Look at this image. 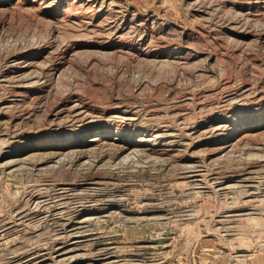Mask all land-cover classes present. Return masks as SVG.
I'll use <instances>...</instances> for the list:
<instances>
[{
  "label": "rangeland",
  "instance_id": "rangeland-1",
  "mask_svg": "<svg viewBox=\"0 0 264 264\" xmlns=\"http://www.w3.org/2000/svg\"><path fill=\"white\" fill-rule=\"evenodd\" d=\"M16 263L264 264V0H0Z\"/></svg>",
  "mask_w": 264,
  "mask_h": 264
},
{
  "label": "bare ground",
  "instance_id": "bare-ground-1",
  "mask_svg": "<svg viewBox=\"0 0 264 264\" xmlns=\"http://www.w3.org/2000/svg\"><path fill=\"white\" fill-rule=\"evenodd\" d=\"M31 255H33V254H31ZM26 258V257H25ZM31 258V257H30ZM37 258V257H36ZM71 259V258H70ZM30 260V259H29ZM33 260V259H32ZM21 261V260H20ZM25 261V260H24ZM18 262V261H17ZM17 264V263H16Z\"/></svg>",
  "mask_w": 264,
  "mask_h": 264
},
{
  "label": "water",
  "instance_id": "water-1",
  "mask_svg": "<svg viewBox=\"0 0 264 264\" xmlns=\"http://www.w3.org/2000/svg\"><path fill=\"white\" fill-rule=\"evenodd\" d=\"M239 251H244V249H240Z\"/></svg>",
  "mask_w": 264,
  "mask_h": 264
}]
</instances>
